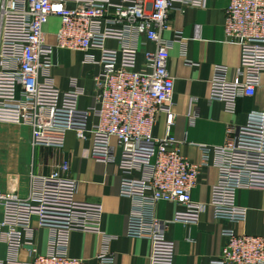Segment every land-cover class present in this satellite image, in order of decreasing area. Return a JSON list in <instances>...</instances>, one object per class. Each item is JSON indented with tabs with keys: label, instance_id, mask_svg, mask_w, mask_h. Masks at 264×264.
I'll list each match as a JSON object with an SVG mask.
<instances>
[{
	"label": "built area",
	"instance_id": "obj_1",
	"mask_svg": "<svg viewBox=\"0 0 264 264\" xmlns=\"http://www.w3.org/2000/svg\"><path fill=\"white\" fill-rule=\"evenodd\" d=\"M205 6L206 0H0V123L28 127L33 147L62 148L70 129L81 139L89 137L90 157L115 162L123 173L120 194L133 203L127 221L132 237L164 240L165 224L153 211L160 200L187 214L205 209L192 199L204 162L189 161L170 134L174 82L167 64L171 46L185 39L180 34L172 40L164 37L172 13ZM51 19L58 20L53 43L45 31ZM199 32L196 24L195 37ZM223 33L239 47V65L232 79L225 66H214L210 97L233 112L237 99L252 96L261 84L264 0H229ZM146 42L155 48L143 51L140 70L138 54ZM56 48L84 52L83 61L100 66L93 77L97 104L78 108L84 89L75 79L65 90L55 84L51 70ZM160 113L167 130L157 138L153 126ZM214 150L220 156L219 179L210 205L215 217L242 222L247 209L236 203L237 191L264 190V111H251L242 126L227 128L222 145ZM67 170L63 162L48 176L31 175L39 184L36 195L20 197L0 188V248L7 247L0 264H85L69 256V236L73 230H99L101 207L75 200L76 182L64 176ZM133 170L145 173L132 177ZM33 217L51 231L46 253L35 248ZM222 233L226 243L211 264H264V237ZM150 264H173V255L153 253Z\"/></svg>",
	"mask_w": 264,
	"mask_h": 264
},
{
	"label": "crops",
	"instance_id": "obj_2",
	"mask_svg": "<svg viewBox=\"0 0 264 264\" xmlns=\"http://www.w3.org/2000/svg\"><path fill=\"white\" fill-rule=\"evenodd\" d=\"M229 0H206L205 8L187 7L172 13L169 28L164 32L168 40L180 34L185 41L175 42L170 48L167 64L173 78L171 102L175 114L170 134L177 141L180 152L191 162H204L199 167L192 199L205 204L203 212L193 215L172 202L160 200L154 206L157 220L165 224L164 240L132 237L127 232L132 200L120 194L123 173L115 162H98L89 155L90 138L81 139L76 129L65 134L64 146L52 148L31 146L30 131L24 125L0 123V188L13 191L20 197L39 192V184L32 181L50 175L63 162L68 163L64 176L76 182L75 200L79 203L99 204V230H73L69 236V256L84 260L85 264H150L153 253L172 254L173 264H211L226 243L223 230L238 234L264 237V190L240 189L236 203L247 209L242 222H230L215 217L210 205L211 190L219 179L220 156L216 146L222 145L226 129L242 126L251 111H264V73L261 84L252 96L237 99L235 109L229 112L224 102L210 97V82L215 65L227 68L232 79L239 65V47L225 40L223 24ZM200 26L195 37V25ZM58 20L51 19L45 26L47 39L54 42L53 33ZM107 45L116 46L113 41ZM146 42L138 54V69H143V51L154 50ZM92 53L97 54L96 51ZM84 52L56 48L51 76L62 90L71 79L84 89L78 108L84 110L97 104L93 77L100 66L83 61ZM96 122V118H92ZM166 118L160 113L153 126V135L166 134ZM203 147L209 148L208 151ZM119 150L116 151L118 155ZM144 171L133 170L132 177H142ZM33 241L38 253L49 250L51 231L38 225L32 218ZM25 251L20 257H25ZM7 247L1 245L0 256L5 258ZM105 256L108 261L102 260Z\"/></svg>",
	"mask_w": 264,
	"mask_h": 264
}]
</instances>
